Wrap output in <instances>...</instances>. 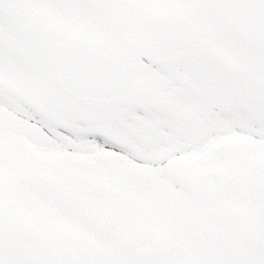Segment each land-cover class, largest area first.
<instances>
[{
  "label": "snow or ice",
  "instance_id": "snow-or-ice-1",
  "mask_svg": "<svg viewBox=\"0 0 264 264\" xmlns=\"http://www.w3.org/2000/svg\"><path fill=\"white\" fill-rule=\"evenodd\" d=\"M0 264H264V0H0Z\"/></svg>",
  "mask_w": 264,
  "mask_h": 264
}]
</instances>
